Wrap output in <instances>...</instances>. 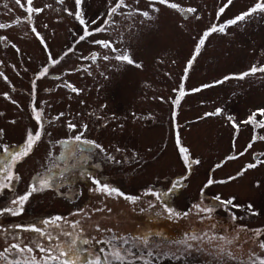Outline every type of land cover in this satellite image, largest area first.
I'll list each match as a JSON object with an SVG mask.
<instances>
[{
  "label": "rangeland",
  "instance_id": "1",
  "mask_svg": "<svg viewBox=\"0 0 264 264\" xmlns=\"http://www.w3.org/2000/svg\"><path fill=\"white\" fill-rule=\"evenodd\" d=\"M116 2L82 0L88 30L103 26L105 31L79 41L83 27L69 15L77 11L75 0H33V7L42 11L31 22L15 0H0V25H5L0 28V177L11 164L3 148L15 152L25 145L29 131L41 132L31 153L12 165L18 179L0 189V209L15 208L11 201L38 178L51 181L29 197L21 215H0V264L28 257L40 261L45 254L38 245L54 250L67 244V237L81 244L86 259L99 258L102 264H259L264 259L259 246L264 234L257 235L264 233V128L259 127L264 115L258 110L264 109V73L216 82L264 67V12L212 33L185 70L205 31L225 25L260 0H170L180 10L157 3L159 11H153L149 0H125L128 7L109 17ZM188 8L196 11H183ZM95 40L111 41L119 51L104 49ZM124 53L135 63L114 58ZM50 57L59 63H49ZM46 64L50 70L41 76L38 67ZM34 108L41 114L39 124ZM217 109L219 115H206ZM253 114L257 123H244ZM81 132V140L104 151L95 147L91 154L79 153L85 164L52 177L59 142L74 141ZM180 147L188 150L189 165ZM248 164L257 166L238 175ZM184 175H190L187 181ZM173 177L172 184L186 185L171 208L162 210L152 193L165 191ZM210 179L214 183L208 185ZM93 180L138 199L132 203L105 195ZM210 200L218 206L204 212ZM228 200L233 203H221ZM57 216L62 219L51 222ZM209 219L224 220L223 228L206 224L197 230L201 239H189L195 234L186 229ZM32 225L55 239L23 230ZM12 244L28 245L33 252L18 253ZM69 257L80 261L72 254L58 261Z\"/></svg>",
  "mask_w": 264,
  "mask_h": 264
},
{
  "label": "snow or ice",
  "instance_id": "2",
  "mask_svg": "<svg viewBox=\"0 0 264 264\" xmlns=\"http://www.w3.org/2000/svg\"><path fill=\"white\" fill-rule=\"evenodd\" d=\"M58 2L62 3L63 0H58ZM136 2L139 3V0H136ZM231 2H232V0H228L229 4H231ZM15 3H16L17 6H20L25 11V13L27 14L29 22H31V18H32V16L34 14H38L39 12L42 11V9H38V8L33 7V0H15ZM149 3H150L151 6H153V11H159V9L154 7V5L157 4V3L161 4V5H165V6L169 7V8H172V9L180 10L179 6L176 3H171L170 0H149ZM81 4H82V0H75V5H76V8H77V11L75 13H71L70 12L69 15H75V18L79 21V23L83 27V35H81L79 37V41H84L89 36L93 35L94 32H104L105 28L103 26H101V27L96 28L94 30V32H90L88 30V24L85 21V19L83 18V13L80 10ZM127 7H128V5L125 3V0H117L115 5L111 6V8H110V10H109L107 15L109 17H111V16H113V15H115L117 13V9L127 8ZM183 11H186V12H189V13H194L196 10L193 9V8H188V9H184ZM223 11H224V8L222 7L220 9V13H223ZM258 11L259 12H264V0H260V2L256 3L247 12L241 13L239 16H237L234 19L228 21L223 26H219L218 27L216 25H212L210 27V29L205 31L203 33L202 37L198 40V43H197V45L195 47V50H194V55H193L192 59L189 60L187 68H186L185 71L187 72V69L191 68L192 62L195 60L196 56L199 55L200 50L204 46L205 41L208 38V36H210L212 33H216V32L223 33L227 26L235 25L239 21L245 20L246 17H249L253 13H256ZM137 12H138L139 15H142L145 18L151 19V17L149 16V13L146 12V11L140 12L139 10H137ZM132 14L133 13H131V12L128 13V15H132ZM197 18H199V17H197ZM93 23H95V21H93ZM105 23H108V21L106 20ZM4 27H5V25H0V28H4ZM32 31L34 33H36V29L34 27H33ZM36 35H37V38L41 40V43H44L43 38L39 36V33H36ZM92 43H94L96 45H99V46H101L104 49H108V50H110L112 52H118L119 51V49H117L114 46L113 42L108 41V40H95V41H92ZM13 47H15V45H13ZM65 55H67V53H65ZM97 58H98V56H97L96 53H93L91 55V57H90V59L93 62H95L97 60ZM114 58L117 61L126 62L127 64H130V65L135 63L133 61V59L127 53L116 55ZM85 59H89V57H85ZM103 59L105 61H107L109 59V56L105 55V56H103ZM50 60H51V57H50ZM51 62L53 64H57V63H59V60H51ZM135 66L138 67V68L141 67L140 64H135ZM47 72H48V69L44 68L43 72H41L40 75L43 76ZM257 72L264 73V67H259L258 68L256 66H253L250 69L249 72L242 73V74H240L239 76H236V77L226 76V77H224V80L217 81L216 83H218V84L219 83H223L224 81H226L228 79H233V78L242 80V79H244L245 77H247L249 75L256 74ZM37 78H39V77H37ZM66 86L69 87L71 89V91L76 92L78 94V92H79L78 89L72 87V85H70V84H68ZM204 87H211V85H205ZM194 91H200V89H195ZM183 94H184L183 93V88L181 87V95H183ZM176 103L178 104L179 100H177ZM258 111H259L260 115H264V109H261V110H258ZM33 112H34V118L37 121V123L39 124L40 121H41V114H40V112L36 111L35 108L33 109ZM220 112H221V109H217L215 113H207L206 115H219ZM255 115L256 114H253V117H250L249 120L248 121H244V123L256 124L257 122L254 119ZM229 119H232V118L229 117ZM68 127H69L70 131H74L75 128H76V126L74 124H72L71 122L68 123ZM83 127H84V130H87V125H84ZM233 127H237L235 125V123H233ZM259 127L264 128V121H260L259 122ZM0 134H2V133H0ZM82 135H83V132H81L79 135L75 136V138H74L75 141H79V142L84 143V144H92L94 147L100 148V150L102 152L104 151V149L100 145L94 144V142H92V141L81 140ZM40 139H41V132L40 131H36L35 133H33L32 131H29V133L27 135V138H26V141H25V145L22 148L18 149L15 152H12L7 146H5L3 148V151L7 155L9 160L11 161V164L7 168L4 169L5 175L3 177H0V189L8 188L10 186V184H11V181L13 179H18L17 176H14V174H13V172L11 170L12 165L18 163L20 160H22L25 157H27L31 153L34 145ZM177 144L179 145V137H177ZM251 146H252L251 144L248 145L249 148H251ZM180 152H181L182 158L184 159L185 164L189 165L190 161L188 159V156L185 155L188 152V150L186 148L180 147ZM233 158H235V157H229V159H233ZM109 159H112V158L109 157ZM261 162L264 163V161H261ZM195 163H199V161H195ZM256 166H257L256 164H248L244 169H242V171L240 173H238V175H242L244 171H247V169L255 168ZM217 167H219V165H217ZM235 178L236 177H231L230 179H235ZM4 180H7L8 183H4L3 182ZM92 183L97 185V191H99V192H101V193H103L105 195L115 194L116 196H122L125 200H128V201H130L132 203H135L136 199H138V198H134V197H131V196H126L123 193H121L118 189H116L114 187H109L107 184H101L97 180H93ZM179 183H180L179 181L174 183L172 185L173 189H175ZM212 183H214V181L210 179L208 181V185H211ZM50 184H51V181H50V179L48 177H40V178H38L35 183H33V184H31L29 186L28 191L24 195H21V196L13 199L11 201V203L13 205H16L15 208L5 207L3 209H0V215H3L5 213H10L13 216L21 215L23 213V210H24V204L28 201L29 197L35 192L44 191L45 189L50 187ZM152 195L156 196L157 199L160 198L159 194H157L155 192H153ZM216 199L219 200V197H216ZM221 203L222 204H225V203L226 204H232L233 201L232 200L221 201ZM195 207H199V206L197 205ZM248 207L251 209L252 206L249 205ZM97 210H102V209H97ZM203 211L207 212V213H210V212L213 211V209H212V207H207V208L203 209ZM253 214L255 215L256 213H253ZM185 215H187V213H185ZM61 219H62L61 217L57 216L51 222L54 223L55 221H59ZM233 219L235 220L236 217L233 216ZM43 223L48 224L49 221H44ZM17 227H20V226H17ZM23 230L24 231H31V232H34V233H38L41 236H44L49 241H53L55 239L51 235L45 234L44 231L41 228H38L35 225L26 227ZM80 231L82 232L83 229H81ZM262 234H264V233H260V232L257 233L258 236L262 235ZM65 235L71 236L70 233H65ZM219 238L220 239H224L223 236H221ZM189 239L198 240V239H201V237H198L196 235H192V236L189 237ZM83 243L87 244L88 240H84ZM125 243H127V241H125ZM184 243H187V241H184ZM75 245H76V239L75 238H72L67 244H64V245L57 244L56 248L54 250L53 249H45L44 247L38 245L37 247L39 248V251L41 253L45 254L44 257H41L40 261H38L35 257H28L27 259H24V260H20V259L14 260V261L10 262V264H48V262L50 260L55 262V261H58L59 258H61V257L70 256V254L76 255L77 259H78L79 258V253L77 252ZM259 246H260L261 249H264V241H262ZM10 247H11V249H15L18 253H25V252L31 253V252H33V248L28 246V245L21 246L20 244H12ZM188 247H190V245ZM5 251H8V249H5ZM54 252L58 253V255H55ZM0 255H2V254H0ZM116 257H117V259H120V260L123 259V257L120 256L119 253H116ZM62 264H76V262L74 260L65 259V260H63ZM88 264H102V262H101V260L99 258H96L95 260H89ZM259 264H264V259H261L259 261Z\"/></svg>",
  "mask_w": 264,
  "mask_h": 264
},
{
  "label": "flooded vegetation",
  "instance_id": "3",
  "mask_svg": "<svg viewBox=\"0 0 264 264\" xmlns=\"http://www.w3.org/2000/svg\"><path fill=\"white\" fill-rule=\"evenodd\" d=\"M73 55V54H72ZM46 57H44L45 60ZM52 60V59H51ZM51 60L49 59V63H52ZM41 61H43L41 59ZM44 68L49 69V66L46 65H39L38 67V71L44 70ZM66 141V140H64ZM64 141H60L59 142V148L60 151L59 153L54 157V161H55V166L51 169L50 171V175L52 177H62L65 176L67 174V170L69 168H74L76 165H80V164H85L86 161L79 159L78 154L81 153L82 155H85L87 153H83L80 151L79 147H78V143L79 141H72V140H67L68 142H73L75 143V146L73 148H63L62 147V143ZM71 151V152H70ZM66 157L65 161H62L60 158ZM34 179V178H33ZM161 208V207H160Z\"/></svg>",
  "mask_w": 264,
  "mask_h": 264
},
{
  "label": "trees",
  "instance_id": "4",
  "mask_svg": "<svg viewBox=\"0 0 264 264\" xmlns=\"http://www.w3.org/2000/svg\"><path fill=\"white\" fill-rule=\"evenodd\" d=\"M184 176H185V178L187 177L186 175H184ZM182 177H179V179H181ZM210 223L211 224L217 223V224L221 225L222 228H223L224 220L211 219V220H208V221H203V223L201 222L200 225H198V226L192 224L190 227H188L186 229V231L187 230L188 231H192L195 235H197V234L200 233V231H197L199 228L202 229L206 224H210ZM177 226H179V225H177ZM72 238H74V237H67L65 240L68 243ZM75 247H76L77 252L79 253V259H80V261H75L76 264H88V261L90 260V258L86 259V255L87 254L82 252V250H81V244L76 241ZM67 259L68 260H71L70 257L67 258ZM63 260H65V259H63ZM63 260L55 261V262L54 261H49L48 264H62Z\"/></svg>",
  "mask_w": 264,
  "mask_h": 264
},
{
  "label": "water",
  "instance_id": "5",
  "mask_svg": "<svg viewBox=\"0 0 264 264\" xmlns=\"http://www.w3.org/2000/svg\"><path fill=\"white\" fill-rule=\"evenodd\" d=\"M61 145H62L63 148H66V149H67V147L68 148H73L75 146V144L72 143V142H66V143L64 142ZM79 148L81 150L85 151V152H93V150H94V147H93L92 144L79 143ZM65 159H66V157L61 158L62 161H64Z\"/></svg>",
  "mask_w": 264,
  "mask_h": 264
}]
</instances>
